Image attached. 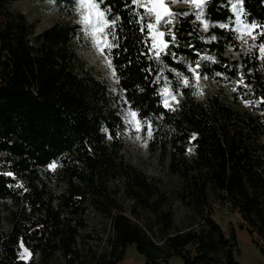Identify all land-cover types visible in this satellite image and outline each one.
<instances>
[{"label": "trees", "instance_id": "obj_1", "mask_svg": "<svg viewBox=\"0 0 264 264\" xmlns=\"http://www.w3.org/2000/svg\"><path fill=\"white\" fill-rule=\"evenodd\" d=\"M55 1L60 17L35 34L22 12L0 0V264H52L56 257L120 264L129 247L144 264H168L172 256L182 264H239L236 233L206 214L212 200L238 213L264 255V60L256 48L242 53L233 29L236 6L246 24L264 28V0H204L208 29L188 7L176 8L157 53L134 0H94L108 22L116 92L77 53V0ZM256 43H264V32ZM192 68L217 91L198 99L184 86L178 105L165 106V82L175 88ZM124 106L150 125L149 155L180 178L178 200L205 214L201 227L170 232L165 193L124 156ZM111 181L130 200L129 215L110 196ZM90 204L109 215V206L118 210L108 250L87 258L77 240ZM143 210L160 222L161 243L138 223ZM21 246L28 261L19 257Z\"/></svg>", "mask_w": 264, "mask_h": 264}, {"label": "rangeland", "instance_id": "obj_2", "mask_svg": "<svg viewBox=\"0 0 264 264\" xmlns=\"http://www.w3.org/2000/svg\"><path fill=\"white\" fill-rule=\"evenodd\" d=\"M9 1V6L12 10L20 11L27 17L29 23L33 26L35 34L50 26L60 17V9L56 5L55 0ZM203 1L134 0L137 5L145 10L148 26L152 25L148 29L152 48L156 53L166 46L165 33L169 32L167 24L173 19L176 8L188 7L194 11L204 29H208L212 25L204 17ZM92 5H95V7H92ZM234 10L236 18L233 23V29L237 32L241 41L242 53L256 48L259 58L264 60V51L261 50L264 43L261 45L256 43L257 36L264 32V28L257 30V26L246 24L241 18L239 8L236 6ZM100 12L103 11L98 8L94 0H77L76 13L81 26V34L75 39L74 43L79 57L88 67L97 70L101 77L107 81L110 89L116 92L114 70L112 65L109 64L110 61L105 52V49L111 43L107 33L108 22L105 14L101 17L99 15ZM85 16L89 20L87 24L84 22ZM225 26L228 27V25ZM94 29L96 30L95 35H93ZM236 54L237 52H233L232 56H236ZM178 76L179 81L175 88L169 81H166L161 89L164 105L165 101H167L168 106H177L182 99L181 88L184 86L191 87L198 99H204L207 95L217 91L215 83L204 76H200L193 68L192 77ZM225 86V89L229 91L230 85L227 84ZM165 89L168 90L167 95H165ZM120 111L125 123V129L121 133L124 156L133 165L142 170L150 181L156 183L161 192L165 193L167 200L163 209L171 210L173 214V229L170 232L186 229L190 226L196 229L201 227L203 215L205 214L193 210L178 200L177 195L181 188L180 178L171 174L158 163L156 158L149 155L147 144L152 132L150 125L143 126L137 115H132L135 112L129 107H121ZM48 168L49 170H54L50 166ZM119 184L116 181L109 182L110 196L113 198L114 203L120 205L124 209L125 214L129 215L131 202L119 188ZM98 206L99 208L92 204L89 205L86 213L87 225L81 230L77 240L81 254L87 258L92 253L99 254L108 250V240L113 236L111 215L115 214L118 208L109 206V215V213L100 208L101 205ZM207 210L206 214L216 220L227 233L232 230L236 233L238 251H235V258L239 264H264V255L259 247L252 242L246 229L240 227L241 219L237 212L231 211L228 206L215 200H212ZM137 220L154 241L162 242L158 229L160 222L157 221L154 213L143 210L139 212ZM30 256L29 250L21 246L19 257L28 261ZM52 264H64V262L60 257H56ZM120 264H144V257L134 247H129ZM168 264H182V261L178 256H172L168 259Z\"/></svg>", "mask_w": 264, "mask_h": 264}, {"label": "snow or ice", "instance_id": "obj_3", "mask_svg": "<svg viewBox=\"0 0 264 264\" xmlns=\"http://www.w3.org/2000/svg\"><path fill=\"white\" fill-rule=\"evenodd\" d=\"M92 7H95V5H92ZM99 15L102 17V16H104V13H103V12H100ZM84 22H85L86 24L89 22L87 16L84 17ZM113 23H115V21H113ZM148 27L151 28L152 25H149ZM101 30H102V29H101ZM95 31H96V30L94 29V30H93V35H95ZM109 31H110V26H109ZM161 35H163V34L161 33ZM97 43H99V41H97ZM101 50L103 51V49H101ZM261 50L264 51V46H262ZM109 64H110V62H109ZM185 83H187V81H185ZM167 94H168V90L165 89V95H167ZM165 106H168L167 101H165ZM132 115L135 116L136 113H132ZM193 139H195V136L193 137ZM50 167L55 168L56 165H55V164H52V165H50ZM8 175H12V174H11V173H8Z\"/></svg>", "mask_w": 264, "mask_h": 264}]
</instances>
